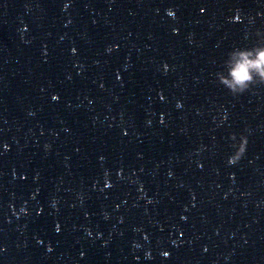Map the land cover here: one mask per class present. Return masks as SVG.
<instances>
[{"label": "water", "instance_id": "95a60500", "mask_svg": "<svg viewBox=\"0 0 264 264\" xmlns=\"http://www.w3.org/2000/svg\"><path fill=\"white\" fill-rule=\"evenodd\" d=\"M258 31L264 0H0V264H264V84L215 77Z\"/></svg>", "mask_w": 264, "mask_h": 264}, {"label": "clouds", "instance_id": "9594fccd", "mask_svg": "<svg viewBox=\"0 0 264 264\" xmlns=\"http://www.w3.org/2000/svg\"><path fill=\"white\" fill-rule=\"evenodd\" d=\"M64 7L67 8L68 4L65 3ZM203 12V10H201ZM259 14V13H258ZM167 15L169 17L175 18V12L172 9L167 11ZM175 32L176 29H173ZM257 41L252 44L251 46L247 47H233L229 50L223 62L215 73L216 81L219 85L223 88L227 89L228 92L232 96H239L246 91L250 90L252 87L256 85L264 84V33L257 32ZM63 39V37L61 38ZM21 40L23 43L27 44L30 43L29 40L24 39L23 31H21ZM113 49L110 46L106 49V51L111 52ZM72 52L75 53L76 49L73 48ZM119 79V76H117ZM58 96L53 95L52 100H57ZM91 103V101H89ZM181 105L178 102L177 107L179 108ZM35 113L29 111L28 115H34ZM224 119H227V116H224ZM150 123V122H149ZM67 131V129H65ZM249 135L250 132L248 129H245L243 132L237 134L235 132L231 133L228 137L230 140V147L232 149L231 153L227 156L226 164L227 166H235L240 163L242 159H244L247 155V149L249 145ZM8 144L5 143L3 145L4 150L8 149ZM45 147H48L47 145ZM103 159V157H101ZM251 163V161H249ZM117 175L119 176L120 173L118 172ZM169 175H172L169 172ZM112 185L109 183L108 173L105 172L104 175V188H109ZM103 191V189H101ZM57 205V201L53 199L51 201V207L55 208ZM26 211L25 208H20V213H24ZM107 218V214L105 215ZM56 231L59 232L60 228L57 226ZM88 235H91L89 232ZM134 247L139 248V244H135ZM52 249L49 248L48 251ZM207 249H205L206 251ZM5 248L0 246V253H3ZM81 256L84 255V252L80 253ZM150 253H146V256L150 258ZM164 257L169 256V252L165 251L162 252Z\"/></svg>", "mask_w": 264, "mask_h": 264}, {"label": "snow or ice", "instance_id": "6c2138e0", "mask_svg": "<svg viewBox=\"0 0 264 264\" xmlns=\"http://www.w3.org/2000/svg\"><path fill=\"white\" fill-rule=\"evenodd\" d=\"M200 10H203L204 11V8L202 7Z\"/></svg>", "mask_w": 264, "mask_h": 264}]
</instances>
